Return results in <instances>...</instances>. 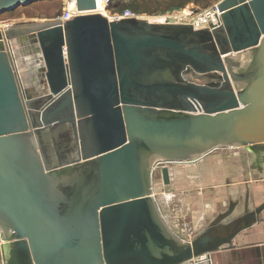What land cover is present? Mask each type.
<instances>
[{"label":"water","instance_id":"95a60500","mask_svg":"<svg viewBox=\"0 0 264 264\" xmlns=\"http://www.w3.org/2000/svg\"><path fill=\"white\" fill-rule=\"evenodd\" d=\"M34 1L0 0V14ZM98 1L0 28V264L209 263L257 213L250 183L225 185L221 208L175 235L155 178L164 190L171 166L245 150L264 186V0H221L218 23L195 26L110 20Z\"/></svg>","mask_w":264,"mask_h":264},{"label":"crops","instance_id":"0c3cea01","mask_svg":"<svg viewBox=\"0 0 264 264\" xmlns=\"http://www.w3.org/2000/svg\"><path fill=\"white\" fill-rule=\"evenodd\" d=\"M12 49L20 64L22 84L28 86L31 96H37L41 89L37 86L39 78L33 67L30 44L25 40L15 41ZM246 153L245 150L214 152L210 156L216 157L210 165L213 177L207 183L203 181L204 170L208 169L204 160L170 167L171 184L164 187V194L159 197L166 224L175 235L193 233L204 218L210 217V211L219 210L224 200L225 185L250 183L252 205H258L253 219H246L244 227L231 237L230 243H224L210 253L209 263L203 258L194 264H264V186L257 185L259 179L247 178ZM184 174H191L201 187L196 190L182 187L180 181Z\"/></svg>","mask_w":264,"mask_h":264},{"label":"rangeland","instance_id":"374dc122","mask_svg":"<svg viewBox=\"0 0 264 264\" xmlns=\"http://www.w3.org/2000/svg\"><path fill=\"white\" fill-rule=\"evenodd\" d=\"M123 0L122 3L118 5L120 8L122 7H136L138 14H141L143 19H162L160 16L168 15V16H177L181 14L183 11H195V13L203 12L207 9H211L214 5L218 4L221 0H189L188 3L182 4L183 0ZM66 0H38L34 1L29 5L17 7L11 11L3 12L0 14V27H5L6 25H14L21 22H31V21H47V20H55L60 15H62L65 6ZM126 9V8H125ZM124 10V9H123ZM111 13L121 12L122 10H114L110 9ZM193 16V15H190ZM190 16L186 22L183 23H191L189 21ZM146 19V20H147ZM175 19V18H174ZM180 19L178 18L175 22H178ZM182 23V22H181ZM31 48V47H30ZM193 81L203 82L206 78H202L200 76H190ZM208 80V79H206ZM211 156V155H210ZM207 156L203 158L204 165L207 163L208 169L204 170V182L207 183L211 180L212 170L210 169V165L213 161L216 160V157L211 158ZM189 175V176H188ZM183 175L180 181L181 186L185 187V189L193 190L198 189L200 184L196 183L194 177L192 178L191 174ZM198 182V181H197ZM189 183V184H188ZM155 184L157 188L158 196L164 194L160 173H157L155 178ZM197 187V188H195ZM161 189V190H160Z\"/></svg>","mask_w":264,"mask_h":264},{"label":"built area","instance_id":"2783aa9c","mask_svg":"<svg viewBox=\"0 0 264 264\" xmlns=\"http://www.w3.org/2000/svg\"><path fill=\"white\" fill-rule=\"evenodd\" d=\"M115 0H104V3L102 2L101 5H104L105 9H100L98 10L97 7L95 11L103 13L106 10V17L110 20H118V19H126V18H140L143 19L144 17L141 14H138L137 12L132 11L129 8L124 9L121 12H112L110 11V5L114 2ZM65 9L57 19L58 20H69L71 19L76 13V11H71L70 6H71V0H67L66 2ZM218 4L214 5L211 9H207L203 12L195 13V11H183L181 14L177 16H168L164 15L161 16L163 17V20H157L159 22H169V23H180V24H191L192 26L198 25V24H206V23H213L217 24L218 23V16L220 15L218 8ZM193 15V16H190ZM190 16L191 23H183L186 22L188 19L187 17ZM204 16L205 18L201 20V17ZM175 18V19H174ZM180 19L178 22H175L177 19ZM182 22V23H181ZM7 26V25H6ZM3 28V27H0Z\"/></svg>","mask_w":264,"mask_h":264},{"label":"trees","instance_id":"16d2710c","mask_svg":"<svg viewBox=\"0 0 264 264\" xmlns=\"http://www.w3.org/2000/svg\"><path fill=\"white\" fill-rule=\"evenodd\" d=\"M122 1H123V0H115V1L110 5V9H112V11H114V10H122V11H123V9H125V8H129V9H131L132 11L137 10L135 6H133L132 8H130V7H128V6H126L125 8H124V7L120 8L118 5L120 4V2L122 3ZM132 1H133V0H132ZM132 1H131V3H133ZM188 2H189V0H183L182 4H186V3H188ZM114 12H116V11H114Z\"/></svg>","mask_w":264,"mask_h":264},{"label":"bare ground","instance_id":"6f19581e","mask_svg":"<svg viewBox=\"0 0 264 264\" xmlns=\"http://www.w3.org/2000/svg\"><path fill=\"white\" fill-rule=\"evenodd\" d=\"M66 2H67V0H66ZM102 2L104 3V0H99V1H98V4H97V9H98V10H100V9H102V8L105 9L104 5H101ZM101 14L106 15V10H105L103 13H101ZM160 17H161V16H160ZM204 18H205V17L202 16V17H201V20H203ZM146 19H147V18H146ZM162 19H163V17H162ZM147 20H148V21H153V22H159V21H157V20H161V19H147ZM218 20H219V18H218ZM13 47H14V45H13ZM13 47H12V48H13ZM12 48H11V49H12ZM12 50H13V49H12ZM13 51H14V50H13Z\"/></svg>","mask_w":264,"mask_h":264}]
</instances>
